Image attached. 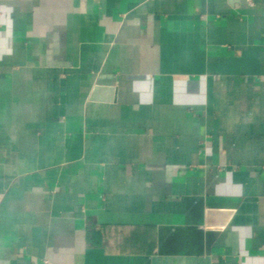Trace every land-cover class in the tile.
Instances as JSON below:
<instances>
[{
  "label": "crops",
  "instance_id": "crops-1",
  "mask_svg": "<svg viewBox=\"0 0 264 264\" xmlns=\"http://www.w3.org/2000/svg\"><path fill=\"white\" fill-rule=\"evenodd\" d=\"M252 3L0 0V264H264Z\"/></svg>",
  "mask_w": 264,
  "mask_h": 264
},
{
  "label": "built area",
  "instance_id": "built-area-1",
  "mask_svg": "<svg viewBox=\"0 0 264 264\" xmlns=\"http://www.w3.org/2000/svg\"><path fill=\"white\" fill-rule=\"evenodd\" d=\"M249 6H252L253 3H252V0H244Z\"/></svg>",
  "mask_w": 264,
  "mask_h": 264
},
{
  "label": "water",
  "instance_id": "water-1",
  "mask_svg": "<svg viewBox=\"0 0 264 264\" xmlns=\"http://www.w3.org/2000/svg\"><path fill=\"white\" fill-rule=\"evenodd\" d=\"M99 91H102V90H100V89H95L94 94H93V97H95V96H96V93H98Z\"/></svg>",
  "mask_w": 264,
  "mask_h": 264
}]
</instances>
